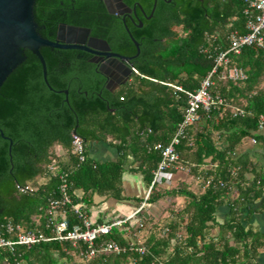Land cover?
<instances>
[{
    "label": "trees",
    "instance_id": "1",
    "mask_svg": "<svg viewBox=\"0 0 264 264\" xmlns=\"http://www.w3.org/2000/svg\"><path fill=\"white\" fill-rule=\"evenodd\" d=\"M60 2L36 0L39 32L52 41L58 23L80 25L74 22L77 14H106L96 0H82L73 11L69 1L64 6ZM125 2L135 8L138 18L124 24L113 17L106 33L93 31L113 52L133 57L136 72L118 89L106 87L107 78L84 52L49 47L41 48V54L52 90L44 81L40 60L28 50L26 60L1 87L0 234L16 239L15 234L6 233L11 223L50 238L63 217L68 231L81 225L75 207L88 216L95 196L126 200L122 180L131 157L140 163L138 169L149 186L161 150L184 119L186 92L197 91L217 67L210 93L224 104L201 110L200 119L186 128L176 146L178 164L202 180L204 191L197 195L186 183L180 188L157 183L149 204L167 198L174 206L178 197H185L188 204L172 212L175 219L165 224L164 235L152 233L142 245L131 239V222L127 221L94 241V257L82 242L50 240L31 247H3L0 264H259L264 233L254 227L252 219L264 196V129H260L264 127V47H244L239 54L229 53L226 63L217 66L216 62L229 50L231 33H248V3L157 0L148 18L155 0ZM126 27L139 43V54ZM233 69L245 78H228ZM236 109L243 114L235 115ZM74 132L84 142V161L70 152ZM108 136L118 142L119 159L94 161L89 146ZM252 139L256 141L252 148H244ZM56 145L65 151L61 156L53 152ZM53 160L55 169L50 170ZM64 179L71 203L52 212L51 202L62 199ZM222 207L228 213L220 222ZM138 216L143 222V216ZM108 243L117 244L121 251L105 252Z\"/></svg>",
    "mask_w": 264,
    "mask_h": 264
},
{
    "label": "built area",
    "instance_id": "2",
    "mask_svg": "<svg viewBox=\"0 0 264 264\" xmlns=\"http://www.w3.org/2000/svg\"><path fill=\"white\" fill-rule=\"evenodd\" d=\"M248 3V10L246 11L249 19L247 22L248 33L245 35L238 34L233 32L230 35V48L228 51L221 53L217 58V66L221 63H226L227 56L229 53L239 54L244 47L249 46H260L264 47V0H244ZM217 71V67L210 72L206 78L202 81L200 88L195 92H186L188 97V107L184 113L183 121L178 125V129L171 139V142L161 150V160L154 171V177L151 184L148 187V192L141 206L137 209L138 213L141 211L148 203L151 194L153 193V188L157 183L165 182V185L171 184L175 174L169 172V170H176L178 172L186 171L189 172V169H186L180 166L179 163V154L176 150V146L180 142V138L183 137L186 128L197 122L200 119V111L205 110L209 111L218 105L224 104V100L220 97L213 96L210 93V88L213 85V75ZM228 78L230 79H244L245 76L242 72L233 69L230 71ZM177 90H182L180 87H176ZM235 115H242L243 111L236 109ZM264 117H262V120ZM260 129H264L261 125ZM252 143H255V139L251 140ZM84 142L83 140L74 135L72 141L71 153L79 156L81 161L85 160L84 154ZM55 161L53 160L52 164L49 165L50 170L55 169ZM22 191L24 189H21ZM62 199L54 200L51 202V211L55 212L62 210V208L71 203V198L67 193V182L64 179L61 185ZM76 212L79 217L82 219L81 225H76L70 231H68V221L63 217L62 221L54 225L52 230L53 236L46 237L43 234L35 233L34 231H26L20 226L14 228V226L9 223L7 225V234H15L16 239H6L0 234V249L3 247L13 248L15 245H23L31 247L34 244L40 243L42 241L50 240H59V241H70L73 245H76L78 242H82L87 245L89 256L94 257L97 254V251L93 248L94 241L102 236L107 235L111 232L112 228L120 227L132 218L134 214L125 219H116L107 223L96 224L93 223L86 213L82 212L77 206L75 207ZM105 252H116L119 253L120 247L115 243H108L105 248ZM144 252V250H141Z\"/></svg>",
    "mask_w": 264,
    "mask_h": 264
},
{
    "label": "water",
    "instance_id": "3",
    "mask_svg": "<svg viewBox=\"0 0 264 264\" xmlns=\"http://www.w3.org/2000/svg\"><path fill=\"white\" fill-rule=\"evenodd\" d=\"M156 1L148 18H151L154 13ZM170 1L172 0H168ZM104 2L109 12L115 13L113 0H104ZM114 2L118 9H122L120 14L131 11L123 0H114ZM35 6L36 0H0V89L7 78L26 60L25 51L28 50L40 60L44 81L52 90L47 80L46 62L41 54L43 47L86 51L96 56L93 60L96 64L106 58L102 64L98 65V71L108 79L107 88L111 91H113L111 85L114 82L118 89L133 72H136L131 63L133 57L113 52L106 40L91 37L90 30L87 28L62 24L58 27L55 40L44 38L39 32V25L35 19ZM142 25L140 22L139 27ZM126 29L139 54V43L132 37L127 27ZM65 94L67 95L68 91H65ZM1 135L4 137L2 132Z\"/></svg>",
    "mask_w": 264,
    "mask_h": 264
},
{
    "label": "crops",
    "instance_id": "4",
    "mask_svg": "<svg viewBox=\"0 0 264 264\" xmlns=\"http://www.w3.org/2000/svg\"><path fill=\"white\" fill-rule=\"evenodd\" d=\"M118 142L114 140L112 136H108L106 140L93 142L89 146V157L96 162H114L119 159V152L116 148ZM56 151L57 156H61L62 148L56 145L53 149ZM261 160V158H254ZM139 162H133L132 157L129 158L125 165V173L123 175L122 185L126 200L117 201L113 198H105L100 196L94 197L93 205L88 208V217L93 223L103 221V223L110 222L116 219H124L130 217L136 212L144 201L148 192V184L145 180V176L138 169ZM180 172L175 174L178 176ZM174 177V178H175ZM76 195L83 197L82 191H77ZM264 196L263 200L259 201L255 210L256 213L253 216L252 223L254 227L258 228L264 233ZM228 213L227 207L219 209V221L223 222L226 214ZM258 263L264 264V250H261V255L258 257Z\"/></svg>",
    "mask_w": 264,
    "mask_h": 264
},
{
    "label": "rangeland",
    "instance_id": "5",
    "mask_svg": "<svg viewBox=\"0 0 264 264\" xmlns=\"http://www.w3.org/2000/svg\"><path fill=\"white\" fill-rule=\"evenodd\" d=\"M177 30H180L179 28ZM253 143L250 141L245 144L244 148H252ZM55 156L56 151H53ZM65 151H61V155L64 154ZM186 183L188 188L195 192L197 195L201 194L204 191V187H201L202 180H198L195 176L189 175L186 171H181L178 176H176L171 184L166 185V188H180L182 184ZM172 205V202L167 198L161 200L156 204H147L141 211L135 213V215L127 221H130L129 234L131 239H136L138 244H144V242L148 239V237L154 233L158 236L164 235L163 229L166 228L165 224L175 219L173 211L176 213L182 210L187 204L188 200L185 197H178L176 202ZM137 212V210H136ZM143 216V222L140 221L138 215ZM177 220V218H176ZM144 224V225H143ZM139 227L141 230L139 231ZM215 231H213V234ZM77 260H80L77 258Z\"/></svg>",
    "mask_w": 264,
    "mask_h": 264
},
{
    "label": "flooded vegetation",
    "instance_id": "6",
    "mask_svg": "<svg viewBox=\"0 0 264 264\" xmlns=\"http://www.w3.org/2000/svg\"><path fill=\"white\" fill-rule=\"evenodd\" d=\"M67 1H69L70 9L73 11V10L77 9L76 7H77L78 3H80L82 0H61L60 3H61L62 6H64ZM96 2L98 3L99 10H100V8H102V10L105 9L106 10V14H105L104 11H102V12L94 11V12H92V14H88V15L77 14L78 17H76V19L74 18V20H75L74 22L75 23H79L80 25H78V24H73L72 25V24H66L64 22H60V23H58V27L60 25H62V24H66V25H70V26L87 28V29L90 30V36L91 37L102 39L100 37L94 36L93 35V31H95L97 34L99 33L100 35H101V33H106L110 29L109 26L112 23V18L113 17H115L117 19H121L124 22V24L126 23L127 19L133 20L134 17L138 18V14H137V12H136L134 7L131 8L130 12H124V13L120 14V10H122V9H118L116 7V3L113 0V6H114V9H115V13L112 14L107 9V6H106L104 0H96ZM123 3L126 4L125 0H123ZM77 15H75V16H77ZM72 17H74V16H72ZM91 24L95 25V27H96L95 30L92 29L91 27L87 26V25H91ZM58 27H57V31H58ZM57 31H56V35H57ZM82 52L87 54V57H88L87 60L90 63L95 64L97 66V68H98V65L102 64L106 60V58H103V60L99 61L98 64H96L95 62H93V60L96 57L95 55H93V54H91L89 52H86V51H82ZM109 81H113L114 82V80H112V79H109ZM106 84L108 85V79H107ZM114 84H115V82L113 83V85H111V89L113 91L116 90V87H115ZM107 85H106V87H107Z\"/></svg>",
    "mask_w": 264,
    "mask_h": 264
}]
</instances>
